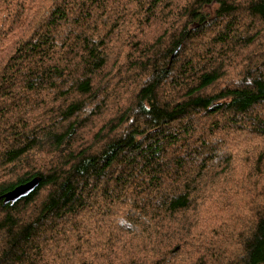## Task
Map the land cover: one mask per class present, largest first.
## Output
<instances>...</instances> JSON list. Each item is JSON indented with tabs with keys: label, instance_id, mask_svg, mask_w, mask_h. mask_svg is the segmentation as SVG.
Wrapping results in <instances>:
<instances>
[{
	"label": "trees",
	"instance_id": "16d2710c",
	"mask_svg": "<svg viewBox=\"0 0 264 264\" xmlns=\"http://www.w3.org/2000/svg\"><path fill=\"white\" fill-rule=\"evenodd\" d=\"M237 137L264 142V0H0V197L39 178L0 264H264V205L233 261L206 195L230 153L263 175Z\"/></svg>",
	"mask_w": 264,
	"mask_h": 264
},
{
	"label": "rangeland",
	"instance_id": "374dc122",
	"mask_svg": "<svg viewBox=\"0 0 264 264\" xmlns=\"http://www.w3.org/2000/svg\"><path fill=\"white\" fill-rule=\"evenodd\" d=\"M181 4H183L186 0H179ZM216 4H213L210 8L206 9L204 8V11L208 15H212L213 9ZM213 20H210V22ZM161 24L157 25L158 31L161 30V27L159 26ZM88 136V134H86ZM257 137V136H255ZM237 139H243V147L240 148L238 146L239 141L233 140L234 143L232 144V147L236 144L238 148L236 150L243 151L248 149H258L259 147L264 149V142L256 141L252 138L248 137H242ZM77 146V144H76ZM236 146V147H237ZM253 147V148H252ZM234 152V150H233ZM242 152V151H241ZM230 157L228 160L223 164V167L225 168L228 175H233L231 180H236L235 174L238 175V179L234 181L231 185L229 183L227 184V187L221 186V185H212L210 190L206 193L208 196V199H210L212 202H218L214 207H220L221 204L224 205H232L237 207L232 213L229 215V217L225 221V230L221 229L216 232V235L220 237L227 238L228 243L226 242L225 247L228 251L226 256L231 258L233 261L239 258L240 251L242 249V241L243 237L241 236V231L246 226V231H248L247 227L250 225L251 221V214L248 211V208L245 207V203H248L250 205V202L253 201L257 204L264 205V166H261L263 169V175H255L257 170H254L250 168V165H248L246 161V154L244 152L241 153V155L236 153H230ZM261 173V172H260ZM13 177V176H12ZM11 177V178H12ZM9 179V177H8ZM10 180V179H9ZM259 194H263V197H259ZM227 197V198H226ZM226 198V199H224ZM220 203V204H219ZM202 230V229H198ZM196 234H192L187 239V244L189 246L193 245L195 242L191 239V237L195 236ZM223 239H221L217 245H220V242H222ZM242 240V241H241ZM211 264H214L211 262ZM220 264V263H219Z\"/></svg>",
	"mask_w": 264,
	"mask_h": 264
},
{
	"label": "water",
	"instance_id": "95a60500",
	"mask_svg": "<svg viewBox=\"0 0 264 264\" xmlns=\"http://www.w3.org/2000/svg\"><path fill=\"white\" fill-rule=\"evenodd\" d=\"M39 183V178L35 177L30 181H27L25 183L19 184L9 192L3 194V196L0 197V199H4L5 203H15L18 200L22 199L23 197L29 195L31 192H33L36 188V186Z\"/></svg>",
	"mask_w": 264,
	"mask_h": 264
}]
</instances>
